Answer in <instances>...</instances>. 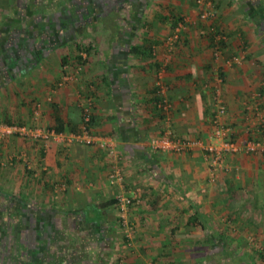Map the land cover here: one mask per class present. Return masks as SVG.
Wrapping results in <instances>:
<instances>
[{
  "label": "crops",
  "instance_id": "crops-1",
  "mask_svg": "<svg viewBox=\"0 0 264 264\" xmlns=\"http://www.w3.org/2000/svg\"><path fill=\"white\" fill-rule=\"evenodd\" d=\"M218 1L215 21L204 23L194 0H0L9 19L0 21V125L77 132L88 97L91 132L112 140L117 153L3 139L0 264H215L216 252L230 249L226 241L264 243V152L228 159L216 178L227 189L219 200L200 149L176 155L149 146L167 129L177 139H207L217 77L232 139L242 145L248 131L258 136L264 0ZM179 19L186 26L170 51L165 39ZM213 27L226 36L219 59ZM67 74L74 79L60 85ZM155 89L168 112L154 107ZM114 166L123 181L111 187ZM133 191L120 247L124 227L116 202L107 204Z\"/></svg>",
  "mask_w": 264,
  "mask_h": 264
},
{
  "label": "built area",
  "instance_id": "built-area-1",
  "mask_svg": "<svg viewBox=\"0 0 264 264\" xmlns=\"http://www.w3.org/2000/svg\"><path fill=\"white\" fill-rule=\"evenodd\" d=\"M194 4L197 7L198 17L201 22L207 23L214 19L215 12L213 6L207 0H194ZM184 29V23L179 22L171 31L170 35L165 39L167 48L172 51L174 45L179 42L180 35ZM224 39L222 35H218L216 40ZM220 51L218 47H215L213 55L218 56ZM81 58V62L76 65V73L81 71V66L85 61L84 51H79L77 54ZM236 63H239V59L235 58ZM73 75L67 74L63 76L60 85L73 80ZM218 86L215 87L214 95L215 99V112L211 119V131L206 140H185L177 139L170 130L164 131L161 135L153 137L149 140V146L153 151H159L164 153H172L176 155H182L190 153L195 149H200L208 161L209 165V179L212 183L216 182L217 175L225 172L229 169L228 159L239 153L244 154H257L264 152V112L257 114V134L253 137L251 132L248 131L247 139L242 145L236 143L232 139V128L229 123L225 122L226 105L221 99V92L219 85L222 83V79L217 77ZM161 88V84H157ZM160 97V92H158ZM161 98L157 108L163 112H168L170 104ZM81 124L77 132L73 133H56L54 130L41 131L31 129L26 126L18 125H0V143L6 137H19L23 139H29L33 142L46 143L49 140H55L60 142L65 147L71 146H86L96 147L107 152L108 155L117 158L116 146L112 140H106L105 138L94 135L90 130V121L92 118L93 104L92 100L88 97L84 98L81 103ZM123 176L120 169L116 166L112 167L107 175V182L109 186L122 185ZM131 196L118 195L116 197V206L119 211V217L122 220V225L125 228L126 238L129 237L130 227L125 222V216L128 212L129 206L132 204L133 199L138 196L137 191L131 192ZM117 264H122L119 262Z\"/></svg>",
  "mask_w": 264,
  "mask_h": 264
},
{
  "label": "rangeland",
  "instance_id": "rangeland-1",
  "mask_svg": "<svg viewBox=\"0 0 264 264\" xmlns=\"http://www.w3.org/2000/svg\"><path fill=\"white\" fill-rule=\"evenodd\" d=\"M207 1L210 2L213 5V9L216 11V13L217 12L220 13L219 7H221V5H220L221 3L218 0H207ZM170 11H174V9H171ZM195 13H196L197 20L200 21L199 17H198V12H195ZM8 17H9V15H8ZM216 17L217 16L215 14L214 21H215ZM0 18H1V15H0ZM1 20L4 21L5 23H6V20L9 22V19L7 17L1 18L0 21ZM251 20L253 21V19H251ZM256 21H257V18H256ZM90 26L94 27V24H92ZM185 26L186 25H184V27ZM263 26H264V24H263ZM222 33L225 35L224 32H222ZM169 35H167V37ZM224 37H226V36H224ZM256 39H258V38H256ZM75 40H77V41H75V44L76 45H80L81 42L80 43L78 42V38L75 39ZM216 47H218V50L220 51L219 46L216 45ZM213 53H214V51H213ZM221 56H222L221 51H220V53L218 54L217 57H215L213 55V57L215 59H219ZM235 58H237V57H235ZM235 58H232V60L229 63L230 64L231 63H236ZM237 59H239V58H237ZM215 184L217 185L216 194L219 195L217 197L220 198L219 200H221V199L223 200V197L226 195L225 193H227V191H226L227 189L226 190L224 189V185L223 184L219 185L217 182ZM4 203H5V200H3V198L0 196V213H3V211H4L5 207H6ZM121 222H122V220H121ZM238 228L239 227H237V229ZM120 229H121V232H122L121 239H120V241H122V243H121L120 247L127 246V242L126 241H128L127 240L128 238H125L126 237V234L124 232L125 228L120 227ZM250 239L251 240H248V241L247 240L246 241L239 240V242H232V243L226 241L227 244H231L230 249L229 250L226 249L224 254H223V252H222V254H219L218 251H217L216 255L214 257L215 264H264V243L263 242L260 243L259 241L254 240V236H251ZM218 244L219 243H217V245ZM224 246H225V244H224ZM120 259L121 258L114 259L113 260V264H117L119 262H122ZM212 259H209V260L212 261ZM122 264H124V263L122 262ZM148 264H152V263H148Z\"/></svg>",
  "mask_w": 264,
  "mask_h": 264
},
{
  "label": "trees",
  "instance_id": "trees-1",
  "mask_svg": "<svg viewBox=\"0 0 264 264\" xmlns=\"http://www.w3.org/2000/svg\"><path fill=\"white\" fill-rule=\"evenodd\" d=\"M10 4H11V2H10ZM15 3H12V5H14ZM250 13L252 14L251 16L249 15V17H250V19H253V21H255V19H254V16H253V14L255 13L254 11H250ZM181 21V19H179V22ZM177 25V22L174 24V26H173V28L172 29H174V27ZM255 26L257 27V29L258 28H260L262 25H260V24H255ZM213 30H211V42L212 43H214V46L216 47V45H218V44H220V43H222V41H223V39H218V40H216V37L218 36V35H222V34H220V31L219 30H215L214 31V27L212 28ZM82 50H85L84 48H81V49H79V51L81 52ZM134 51V50H133ZM78 57V56H77ZM80 60H81V58L80 57H78V61L80 62ZM155 97H154V107H157V105L159 104V102H160V100H161V98L159 97V95H158V91L155 89ZM161 110V109H160ZM91 123H92V118H91V121H90V125H91ZM56 132H57V130H56ZM115 202L116 201H110V202H108V204L107 205H111V204H115Z\"/></svg>",
  "mask_w": 264,
  "mask_h": 264
}]
</instances>
